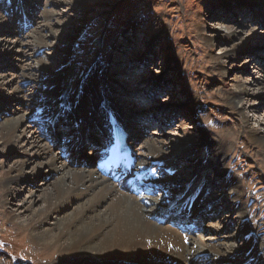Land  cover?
<instances>
[{
  "label": "bare ground",
  "instance_id": "bare-ground-1",
  "mask_svg": "<svg viewBox=\"0 0 264 264\" xmlns=\"http://www.w3.org/2000/svg\"><path fill=\"white\" fill-rule=\"evenodd\" d=\"M30 1L20 0L12 8L13 15L24 16L22 23L25 26L32 24L26 12L31 8ZM75 4L85 13L90 6L86 0ZM13 15L9 14L12 20ZM9 24L11 22L4 20L0 28ZM44 26L54 39H61L57 48L60 67L51 69L47 63L35 59L44 87L39 89L41 96L34 110H26L28 98L17 84L26 79H15L7 95L0 92V112L4 113L0 122V148L5 152L14 148L20 153L12 168L0 178V184L7 188L24 181L43 193L39 208H32L37 197L31 191L29 201L4 212L13 225L24 228L29 243L43 247L46 254H57L56 264H203V261L207 263L206 257L215 259L217 264H264V232H253L247 226V212L238 183L240 179L224 166L227 155L225 140L216 134L202 132L197 147L193 148L189 136L180 139V148L167 153L164 158L167 156L168 163L173 164L187 157L190 164L185 166L192 167L189 178H178L175 166L169 164L163 167L167 172L165 169H151L150 164L159 165L165 161L162 148L153 139H145L148 137L146 129L150 126H161L163 132V128L171 124L161 122L162 108L148 109L147 116L137 119L130 104L126 108L114 97L115 90L107 81L109 68L106 71V68L94 66L91 73L78 75L76 65H68L70 49L80 27L70 24L66 31L63 29L58 34L48 21ZM254 35L251 38L264 40V34ZM205 38L209 44L215 39L214 35H206ZM251 38L232 44L223 54L229 57L240 53L247 49ZM19 42L11 43L13 47L10 50L6 48L10 43H4L0 57L9 54ZM33 42L38 49L49 46L47 39L40 35L35 36ZM172 62L175 66V61ZM217 65L225 71L223 63ZM236 85L223 93L232 110L239 106L247 91L241 83ZM144 89L146 94H153L151 86ZM146 98L152 99L149 95ZM132 100L135 104L139 102L136 98ZM11 101L17 103L16 108L9 109ZM7 112L9 117L5 115ZM158 112H161L160 116ZM241 117L244 124L248 123L243 112ZM33 119L42 122L46 128L43 133L36 134L28 124L25 125V121ZM61 126L68 128L64 134L59 129ZM113 126L127 133L126 154L134 160L130 171H123L122 165L111 169L110 172L117 169L116 173L120 175L117 180L107 177L110 172L101 166L112 149ZM248 131L264 149V134L251 126ZM138 141L140 146H137ZM24 144L30 145V152ZM57 145L59 150L54 151ZM86 145L91 151L82 157L81 151ZM26 164L33 165L31 176L24 175L22 171ZM208 171L226 179L224 185L230 197L224 202L228 205L218 200L221 195L210 203L204 201L203 196H209L211 192L209 182L205 181ZM49 174L54 175L51 180L42 179L41 183H36V176L45 178ZM155 191L157 194L161 192L162 196ZM2 196V203L10 204L14 197L12 189L8 188ZM224 212L226 219L237 216L232 220L237 225L236 233L244 238L241 249L229 241L234 234L228 229L229 221L217 223L211 220L213 213L222 215ZM182 215H189L193 219L192 224H181L178 219Z\"/></svg>",
  "mask_w": 264,
  "mask_h": 264
},
{
  "label": "rangeland",
  "instance_id": "rangeland-1",
  "mask_svg": "<svg viewBox=\"0 0 264 264\" xmlns=\"http://www.w3.org/2000/svg\"><path fill=\"white\" fill-rule=\"evenodd\" d=\"M17 1L0 0V24L4 20L11 22L0 28V49L4 48V43H10L6 45L10 50L11 43L20 41L9 54L0 57L1 93L7 95L15 79H26L17 81V84L29 99L26 110H34L41 96L39 89L44 87L35 59L47 63L51 69L60 67L57 48L61 39H54L44 24L48 21L58 34L63 29L66 31L70 24L78 25L80 29L74 37L67 64L76 65L78 75L91 73L94 66L106 68V71L109 68L107 81L115 90L114 97L126 108L131 105L137 119L147 116L150 110L162 108L161 122L171 124L164 127L163 132L161 126H150L146 129L148 137L145 139H153L162 148L163 158L176 150L180 139L186 136H189L193 148L197 147L202 132L224 139L227 146L224 166L240 179L247 226L253 232H264V149L248 131L251 126L264 134V40L251 38L254 34H264V0H86L90 3L86 13L75 4L82 0H31V8L26 12L32 24L27 26L22 23L24 16L13 15L12 8L20 0ZM39 35L47 39L48 48L38 49L34 45L33 38ZM206 35H214L211 44ZM246 38H251L247 49L229 57L223 54L232 44ZM219 62L223 63L225 71L217 65ZM238 83L247 91L239 106L232 110L223 93ZM146 86L153 88V94H146ZM148 95L151 100H145ZM135 98L139 99L137 104L132 102ZM16 107L17 103L11 101L9 109ZM241 112L247 116L248 123L244 124ZM5 115L10 116L9 112ZM27 124L36 134L46 130L36 119L25 121ZM59 129L64 134L68 128L61 126ZM41 137L46 142L43 135ZM139 142L137 146H140ZM86 146L81 151L82 157L91 151L90 146ZM58 147L54 146L53 150H59ZM24 148L30 152L29 144H24ZM19 155L14 148L9 152L0 148V178L12 168ZM164 159L163 164H150L151 169H165L164 165L169 163L167 156ZM186 164H190L189 159L184 157L169 165L175 166V174L183 180L192 176V167ZM22 171L31 176L33 165L26 164ZM53 176L49 174L43 178L38 175L35 180L41 183L42 179L48 181ZM205 181L209 182L211 192L209 196H203L204 201L210 203L221 195L218 200L228 205L224 202L230 197L224 185L226 179L208 171ZM4 186L0 184V264H56L57 254H46L43 247L29 243L24 228L16 227L4 215L8 209L21 207L26 200L29 201L31 191L37 197L32 208H39L42 191L24 181L7 188ZM8 188L12 189L14 197L10 204L2 203V195ZM158 193L161 197V192ZM211 216V220L217 223L230 222L228 229L234 234L229 241L241 249L244 238L236 233L237 225L232 220L237 216L226 219L225 212ZM179 220L187 224L192 222L189 215ZM243 220L244 217L241 222ZM205 259L207 263L203 261V264H217L215 259Z\"/></svg>",
  "mask_w": 264,
  "mask_h": 264
},
{
  "label": "water",
  "instance_id": "water-1",
  "mask_svg": "<svg viewBox=\"0 0 264 264\" xmlns=\"http://www.w3.org/2000/svg\"><path fill=\"white\" fill-rule=\"evenodd\" d=\"M162 98H164V97H159V99H162Z\"/></svg>",
  "mask_w": 264,
  "mask_h": 264
}]
</instances>
